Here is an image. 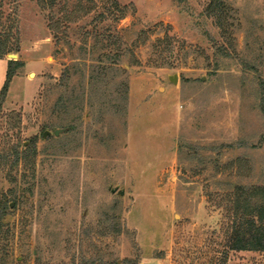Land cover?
Segmentation results:
<instances>
[{
    "label": "rangeland",
    "instance_id": "obj_1",
    "mask_svg": "<svg viewBox=\"0 0 264 264\" xmlns=\"http://www.w3.org/2000/svg\"><path fill=\"white\" fill-rule=\"evenodd\" d=\"M223 1L228 34L210 0H0L20 39L0 93L8 61L24 63L0 152L37 140L34 167L0 166L7 264H264L228 249L230 195L264 187V0ZM108 29L124 55L108 78L120 107L102 109L90 75Z\"/></svg>",
    "mask_w": 264,
    "mask_h": 264
},
{
    "label": "trees",
    "instance_id": "obj_2",
    "mask_svg": "<svg viewBox=\"0 0 264 264\" xmlns=\"http://www.w3.org/2000/svg\"><path fill=\"white\" fill-rule=\"evenodd\" d=\"M111 7L118 12L117 17L115 16L114 18L115 22H119L125 18L126 9L121 7L116 1L113 2ZM108 12L112 14L110 8ZM227 13L228 7L223 0H210L205 9L206 16L214 18L222 32L228 34V29L224 27L226 25L225 19ZM108 18L104 13L100 14L98 17L99 23L103 24ZM18 35V31L14 34L11 30L0 29V58H4L9 54H17L20 51V39ZM95 37L97 45L94 47V50L100 52V57H98V67L90 75V81L96 85L97 90L106 89L102 92V97L105 98L102 103V109L120 107L116 104L117 101L115 102V99H112V95L108 94V89L112 86L108 78L111 71L115 70L114 68L121 62V58L124 55L122 40L118 36L113 38L110 35V29L100 31ZM107 62L109 63L107 64ZM23 66L24 63L19 60H9L7 63L6 80L0 93V119L11 81L16 75L17 70ZM70 77L71 73H69V70H64L59 80L60 85L65 84L64 88H67ZM119 86L124 91L123 98H125L127 86L125 83H119ZM65 90L67 91V89ZM69 103L71 104L72 101H69ZM36 141V138H34L29 146H24L22 151L19 144L9 151L3 149V152H0V166L11 164V167L14 168L22 162L26 166L34 167L37 155ZM12 180L14 183L17 182L15 177ZM229 199L232 226L230 228L228 249L238 252L264 253V187H236ZM10 208L11 205L8 202L7 195H2L0 197V240L4 238L5 219L8 216ZM0 264H7L4 255H0Z\"/></svg>",
    "mask_w": 264,
    "mask_h": 264
},
{
    "label": "built area",
    "instance_id": "obj_3",
    "mask_svg": "<svg viewBox=\"0 0 264 264\" xmlns=\"http://www.w3.org/2000/svg\"><path fill=\"white\" fill-rule=\"evenodd\" d=\"M139 264H159V263H156V262H152V261H143Z\"/></svg>",
    "mask_w": 264,
    "mask_h": 264
},
{
    "label": "water",
    "instance_id": "obj_4",
    "mask_svg": "<svg viewBox=\"0 0 264 264\" xmlns=\"http://www.w3.org/2000/svg\"><path fill=\"white\" fill-rule=\"evenodd\" d=\"M11 57H14V58H15L16 56H13V55H12ZM174 81H175V80H174ZM56 134L58 135V134H59V131H57Z\"/></svg>",
    "mask_w": 264,
    "mask_h": 264
}]
</instances>
